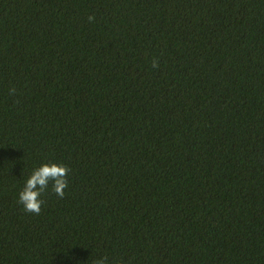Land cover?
Masks as SVG:
<instances>
[{
	"label": "trees",
	"instance_id": "1",
	"mask_svg": "<svg viewBox=\"0 0 264 264\" xmlns=\"http://www.w3.org/2000/svg\"><path fill=\"white\" fill-rule=\"evenodd\" d=\"M102 256L264 264V0H0V264Z\"/></svg>",
	"mask_w": 264,
	"mask_h": 264
},
{
	"label": "clouds",
	"instance_id": "2",
	"mask_svg": "<svg viewBox=\"0 0 264 264\" xmlns=\"http://www.w3.org/2000/svg\"><path fill=\"white\" fill-rule=\"evenodd\" d=\"M89 22L94 21V15L88 17ZM152 67H159V60L154 58L152 60ZM15 89H10V94H14ZM70 169L68 166L56 163L46 162L41 166L34 169L33 173L27 179L25 186L19 193L18 203L21 204L26 212L39 214L41 206L44 203L42 195L49 186V182L52 183V190L54 193L63 198L65 195V189L68 187V173ZM93 264H129L124 259H117L115 261H109L107 256H102L93 261Z\"/></svg>",
	"mask_w": 264,
	"mask_h": 264
}]
</instances>
